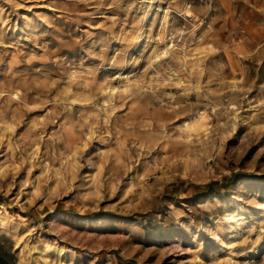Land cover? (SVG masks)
Here are the masks:
<instances>
[{"label": "rangeland", "instance_id": "1", "mask_svg": "<svg viewBox=\"0 0 264 264\" xmlns=\"http://www.w3.org/2000/svg\"><path fill=\"white\" fill-rule=\"evenodd\" d=\"M12 241L18 264H264V0H0Z\"/></svg>", "mask_w": 264, "mask_h": 264}, {"label": "crops", "instance_id": "2", "mask_svg": "<svg viewBox=\"0 0 264 264\" xmlns=\"http://www.w3.org/2000/svg\"><path fill=\"white\" fill-rule=\"evenodd\" d=\"M10 238L9 236H6ZM11 239V238H10ZM17 250L13 241L11 244H4L1 242L0 244V264H18L17 259Z\"/></svg>", "mask_w": 264, "mask_h": 264}, {"label": "built area", "instance_id": "3", "mask_svg": "<svg viewBox=\"0 0 264 264\" xmlns=\"http://www.w3.org/2000/svg\"><path fill=\"white\" fill-rule=\"evenodd\" d=\"M203 1H208V0H203ZM192 6V2H189L187 7L190 8Z\"/></svg>", "mask_w": 264, "mask_h": 264}, {"label": "bare ground", "instance_id": "4", "mask_svg": "<svg viewBox=\"0 0 264 264\" xmlns=\"http://www.w3.org/2000/svg\"><path fill=\"white\" fill-rule=\"evenodd\" d=\"M171 46V45H170Z\"/></svg>", "mask_w": 264, "mask_h": 264}]
</instances>
